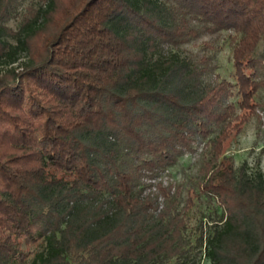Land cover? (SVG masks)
Returning a JSON list of instances; mask_svg holds the SVG:
<instances>
[{"label": "trees", "instance_id": "obj_1", "mask_svg": "<svg viewBox=\"0 0 264 264\" xmlns=\"http://www.w3.org/2000/svg\"><path fill=\"white\" fill-rule=\"evenodd\" d=\"M16 1L0 0V264H199L193 248L264 264L260 157L237 168L228 152L261 123L264 0H43L12 29ZM220 30L232 79L203 78L205 51L148 55ZM186 152L200 165L181 204V183L145 179ZM201 197L222 212L191 240Z\"/></svg>", "mask_w": 264, "mask_h": 264}, {"label": "rangeland", "instance_id": "obj_2", "mask_svg": "<svg viewBox=\"0 0 264 264\" xmlns=\"http://www.w3.org/2000/svg\"><path fill=\"white\" fill-rule=\"evenodd\" d=\"M27 5L31 7H39L44 5L43 0H17L14 4L15 10L11 17L5 21V24L12 29H17L20 24L21 14L25 11ZM228 30H220L213 33H203L197 38H192L179 46H171L168 44L157 45L153 49L148 50V55L156 57H167L176 54L179 59L186 57L192 61H196L197 57L204 51L211 56V61L215 67L207 72L203 78L205 80L213 79V77H225L232 79L233 65H232V45L226 37ZM9 41L15 43L13 38H8ZM201 41H207L209 44L207 50H204ZM264 43L260 42L257 46L256 52H262ZM24 51L17 52L15 60L11 63L5 64L17 66L25 59ZM260 100H264V87L261 88L256 96ZM261 116V123L258 125L255 117H252L243 127V129L231 141L228 152L233 155L236 167H240L242 163H246L247 167H252L255 159L260 157L259 166L264 172V109L259 111ZM263 149V152H261ZM200 165L198 154L186 152L180 155L175 164L161 171L156 178L145 179V181H154L161 179L163 183L172 181L174 183H181L182 192L181 199L183 204L186 199L187 187L192 186L196 181L197 169ZM222 212V207L216 202L208 203L204 198L195 200V203L189 208L187 212V229L185 231L189 239H194L197 227L202 221L204 229H208L211 218H218ZM206 227V228H205ZM42 244L37 243L32 246V254L37 249H41ZM189 261L197 262L199 264H209V260L199 249L193 248Z\"/></svg>", "mask_w": 264, "mask_h": 264}]
</instances>
